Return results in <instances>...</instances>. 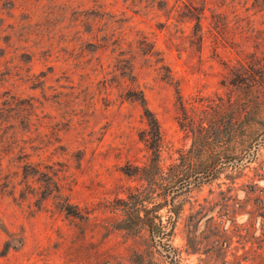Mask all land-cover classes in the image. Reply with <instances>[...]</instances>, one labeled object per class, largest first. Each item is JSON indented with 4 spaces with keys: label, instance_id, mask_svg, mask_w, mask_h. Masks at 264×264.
I'll return each mask as SVG.
<instances>
[{
    "label": "rangeland",
    "instance_id": "1",
    "mask_svg": "<svg viewBox=\"0 0 264 264\" xmlns=\"http://www.w3.org/2000/svg\"><path fill=\"white\" fill-rule=\"evenodd\" d=\"M175 2L0 0V264H264V178L255 176L264 140L244 175L228 164L192 194L205 212L195 253L182 232L191 204L163 246L148 230L120 228L124 216L111 209L143 183L126 167L150 163L131 91L160 121L168 167L192 145L176 87L197 115L201 97L238 94L228 67L264 58V0ZM184 4L204 9L202 48L195 21H181ZM219 227L226 246L213 238Z\"/></svg>",
    "mask_w": 264,
    "mask_h": 264
},
{
    "label": "trees",
    "instance_id": "2",
    "mask_svg": "<svg viewBox=\"0 0 264 264\" xmlns=\"http://www.w3.org/2000/svg\"><path fill=\"white\" fill-rule=\"evenodd\" d=\"M159 1L168 5L169 0ZM175 1L173 9L177 8L180 2ZM184 5L186 11L179 12L180 17L184 18L181 21H195L192 36L202 48L205 41L202 21L205 17L204 9H198L193 4ZM216 26L219 30V25ZM240 64L239 67H228L229 83L238 90V94L226 98L218 94L214 97H201L204 107L197 115L193 114L194 107L189 109L185 104L180 85L176 87L181 111L178 123L191 133L192 145L189 149L181 150L178 162L171 163L168 167H164L161 162L163 134L160 121L147 106L143 91H131L134 92L132 99L139 101L144 108L146 128L142 131L141 138L150 153V163L144 166H129L124 171L128 175L139 176L143 183L130 190L122 204L111 207L113 211H121L124 216L120 228L133 231L148 230L156 244L163 246L164 239L176 234L185 205L189 203L192 213L185 219L182 232L188 252H197V248L202 245V237L205 238L201 237L203 234L198 230L205 212L198 200L193 201L192 194L205 185H212L228 164L244 175L243 170L256 160L264 140V58L256 56L248 61H240ZM163 67L166 68L165 65H162ZM165 78L174 80L168 66ZM255 176L264 178V163L255 168ZM252 186H257V183L254 181ZM146 203L154 205L149 208ZM196 205H199L200 209L194 211ZM163 209L168 213L166 220L161 213ZM142 211L145 216L141 215ZM256 212L264 218L263 198H260ZM209 219L215 220L214 215ZM231 222L236 228L245 227L244 223L237 222L236 217L231 219ZM228 231L219 227L218 231L212 233L213 238L222 244L220 246H226L228 243ZM171 251H174L175 257L177 250Z\"/></svg>",
    "mask_w": 264,
    "mask_h": 264
}]
</instances>
